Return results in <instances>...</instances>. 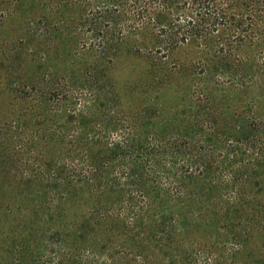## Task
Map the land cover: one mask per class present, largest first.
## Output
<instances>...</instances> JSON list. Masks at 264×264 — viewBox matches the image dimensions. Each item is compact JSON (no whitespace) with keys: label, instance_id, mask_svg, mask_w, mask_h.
Here are the masks:
<instances>
[{"label":"trees","instance_id":"trees-1","mask_svg":"<svg viewBox=\"0 0 264 264\" xmlns=\"http://www.w3.org/2000/svg\"><path fill=\"white\" fill-rule=\"evenodd\" d=\"M263 84L264 0H0V264H264Z\"/></svg>","mask_w":264,"mask_h":264},{"label":"rangeland","instance_id":"rangeland-1","mask_svg":"<svg viewBox=\"0 0 264 264\" xmlns=\"http://www.w3.org/2000/svg\"><path fill=\"white\" fill-rule=\"evenodd\" d=\"M209 49L205 47H197V43L189 44L177 48L170 61L173 62L171 66H176L171 76L173 84H179L185 88H193L195 85L203 84L205 74H202L204 68L199 65L200 61H210L211 55L208 54ZM151 59L146 56H138L122 52L115 60L113 67L109 72V76L113 80L124 105L135 106L142 103V82H145L146 72L151 66ZM192 73V75H191ZM166 72H155L156 78L161 79ZM193 77V78H192ZM193 79V81H192ZM180 91H176V95ZM261 106L260 112L264 118V84L261 91ZM140 97V99H139Z\"/></svg>","mask_w":264,"mask_h":264}]
</instances>
